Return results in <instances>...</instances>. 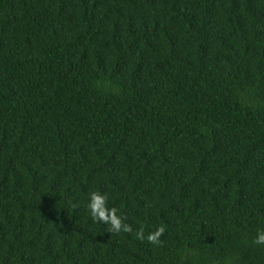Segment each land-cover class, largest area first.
<instances>
[{
  "label": "trees",
  "instance_id": "16d2710c",
  "mask_svg": "<svg viewBox=\"0 0 264 264\" xmlns=\"http://www.w3.org/2000/svg\"><path fill=\"white\" fill-rule=\"evenodd\" d=\"M260 229L264 0H0V264H264Z\"/></svg>",
  "mask_w": 264,
  "mask_h": 264
},
{
  "label": "clouds",
  "instance_id": "9594fccd",
  "mask_svg": "<svg viewBox=\"0 0 264 264\" xmlns=\"http://www.w3.org/2000/svg\"><path fill=\"white\" fill-rule=\"evenodd\" d=\"M87 208L94 222H103L108 225V231L119 233L131 232L132 227L124 222V218L118 214L116 208H109L108 198L106 195H102L99 191H93L89 194ZM165 231L163 226L156 229L154 232L149 233L147 240L149 243L158 244L160 242V237ZM136 238L140 240L145 239V233L143 227L135 233ZM256 245H264V229L257 231V234L253 240Z\"/></svg>",
  "mask_w": 264,
  "mask_h": 264
}]
</instances>
